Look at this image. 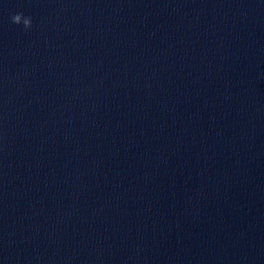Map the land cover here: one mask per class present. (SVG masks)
Segmentation results:
<instances>
[{
    "label": "water",
    "instance_id": "1",
    "mask_svg": "<svg viewBox=\"0 0 264 264\" xmlns=\"http://www.w3.org/2000/svg\"><path fill=\"white\" fill-rule=\"evenodd\" d=\"M0 264H264V0H0Z\"/></svg>",
    "mask_w": 264,
    "mask_h": 264
},
{
    "label": "clouds",
    "instance_id": "2",
    "mask_svg": "<svg viewBox=\"0 0 264 264\" xmlns=\"http://www.w3.org/2000/svg\"><path fill=\"white\" fill-rule=\"evenodd\" d=\"M22 13L20 14H15L12 19L14 23H20L22 20ZM23 24L25 27H30L31 25V18H23Z\"/></svg>",
    "mask_w": 264,
    "mask_h": 264
}]
</instances>
